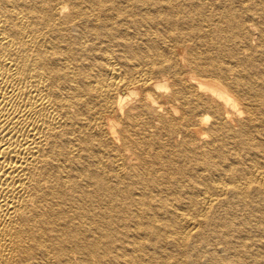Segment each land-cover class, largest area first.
I'll return each instance as SVG.
<instances>
[{
	"label": "bare ground",
	"instance_id": "bare-ground-1",
	"mask_svg": "<svg viewBox=\"0 0 264 264\" xmlns=\"http://www.w3.org/2000/svg\"><path fill=\"white\" fill-rule=\"evenodd\" d=\"M0 264H264V0H0Z\"/></svg>",
	"mask_w": 264,
	"mask_h": 264
}]
</instances>
